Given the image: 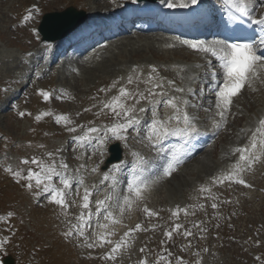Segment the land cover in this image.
<instances>
[{"label": "rangeland", "instance_id": "rangeland-1", "mask_svg": "<svg viewBox=\"0 0 264 264\" xmlns=\"http://www.w3.org/2000/svg\"><path fill=\"white\" fill-rule=\"evenodd\" d=\"M102 4V0H0V152L2 150L7 151L6 155H0V206H4L3 210H0V217H3V219H0V242H3L0 244V254H11L16 259L17 264H141L142 261L149 264L148 255L152 248L161 252L158 262L162 264H179L182 257L181 254L187 256L188 259L190 258L185 252L189 243L186 239L182 240L181 248L177 244L178 253L175 262L172 261V257L168 253L170 259L166 257L167 254L164 252L168 251V240L172 239L173 241L172 235L171 238L165 235L167 231L164 233V241L162 243H159L160 236H152L149 239H145L142 246H139L138 249L136 248L138 250L136 252L137 239L135 236L139 237L147 230V227L141 226V230L130 232L128 236L124 235L118 240L117 243H121L122 247L120 251L115 253V260L108 259V256L112 255L110 250L104 257H99L96 262L97 255L91 254L90 249L87 248L88 242L82 240L74 245L75 241H70L74 245L72 246L68 238L60 240L61 233L57 230L61 227H66L67 222L73 228V225L78 224L77 220H73L72 217L67 220L65 218L54 219L53 210L57 206L44 207L48 205L44 199H40L36 207L30 206L26 195H22L19 187H16L17 180L6 171L7 168L14 166L15 154L19 156L21 150L26 155V159L32 154L30 150L32 146H46L47 151H55L51 154L56 158L52 162L44 163L45 165L54 164L58 172L71 179L82 180L87 185L91 184L93 186L92 176L97 172V168L101 163V160L90 156L91 153L96 154L95 151L98 150V146L101 147V145H98V141V144L96 143L95 138L101 136L102 142H107L108 136L112 134L107 129L114 126L108 125L105 128L100 126L105 123V114L109 116L115 114L110 109L105 108L104 105L118 96L120 89L124 88L131 93V96L122 98L123 103L128 107L137 108L140 104L137 101L147 95V86L143 85L140 87L139 79L136 82L132 81L129 83V77L132 78L136 70L140 69V66L143 67L142 72L144 73V65L146 64L162 65L163 63L158 61L164 62V59L173 60L171 53L164 54L165 52L154 50V47L151 48L152 51L146 49L144 51L138 46H128L120 43H116V46L111 48L109 47L102 54L103 62H93L90 65L86 63L85 66L79 60L76 65H69L66 62L43 68L37 66V61L25 56L30 53L31 49L40 44V37L36 32V27L42 14L61 11L68 6H75L81 10L85 8L86 12L87 8L88 13H91L90 9L93 7L101 6L100 8L103 9ZM28 15L31 18L25 20ZM143 38L140 36L138 40L132 38L131 40L137 43ZM150 38V40L146 39V41L150 42L152 37ZM128 39L130 40V38ZM152 45L155 46V42ZM114 50L117 51L115 52ZM21 53L25 55L21 56ZM20 58L21 60L25 58V60L21 61ZM174 60L178 59L174 58ZM24 61L27 64H24ZM197 65L198 69H201L200 65ZM74 68H77L76 72H74ZM153 69L152 66V69L149 70L154 72ZM35 76L37 77L36 79ZM159 76L162 77V74H159ZM168 81L161 83L155 89H167L169 87ZM41 92L49 94L50 103L61 116H66L70 123L66 121L57 123L55 118L47 123L43 121L38 124L41 128L35 129L31 126V122L34 126H37V123L42 119V115L39 112H41V107L45 102L37 100V96ZM262 95L263 93L259 92V96L245 94L240 97L237 105L233 107L234 114L239 115L242 119L245 118L246 122L248 118L254 121L255 119L253 118L257 116L255 110L258 108L251 109ZM152 97H155L154 94H152ZM35 105L38 108L37 111L30 114L29 111ZM247 110L251 111L248 112ZM21 112L25 115L21 116ZM37 116H41L39 121L36 119ZM123 117V115H120L115 120L120 121ZM238 120L235 119L237 121L236 124H238ZM91 128H95L97 131L89 132ZM69 129H75V131H69ZM85 134L88 135L89 139L80 142V145H83L82 148L76 147L73 141L70 142L72 137L84 136ZM229 138H224L222 141L225 140L224 142H227ZM89 147H91L90 150ZM219 147L220 145L217 147L216 153L211 151L204 155L205 159L202 161L203 163L201 162L198 165V173L194 174L193 177L194 179L198 177V179L191 181L190 189H193L197 183L204 182L205 176H212L220 166L221 162L217 158L220 155ZM45 152L46 150L44 149L41 154L36 151L33 154L41 157L39 161L48 162L50 160L49 154L45 155ZM208 154L209 156H207ZM96 156L98 157V154ZM83 158L84 160H82ZM80 162H82V165H78ZM61 164H66L68 166L67 169L61 168ZM255 164H259V162ZM214 176L218 178L219 174ZM248 176L252 179L250 181L247 178L251 185V192L247 190L243 199L246 202V195L252 193L253 202L249 204L250 207L245 203L244 207L246 210L251 208V213L259 209V217L254 221L255 223H260L262 220L264 221V195H261L262 192H260L264 189V171L262 173L259 170L254 173L250 172ZM259 177L262 178L259 180ZM56 178L59 179L58 177ZM183 179H188V177ZM183 179L175 177V181L172 180V183L169 182L160 187L155 194L151 195L153 197V205L161 202L162 204L159 205H164L165 207H160V210L164 212L168 210V213H170L173 210L172 208L178 206L181 198L182 201L185 199V196H182L181 193L186 188L183 187L186 186V181ZM53 181H56V179L53 178ZM14 198L17 201L11 204L10 200ZM149 202L151 203L150 199ZM67 203L68 206L72 207L71 209L74 208L72 203L68 201ZM17 204L21 205L20 213L14 215L12 209L17 208ZM252 204H257V208ZM8 213H12V215L9 216ZM252 221L253 219L250 216L248 222L251 223ZM28 222H30L29 225L27 224ZM32 224L36 227V236L31 238L27 235L26 237L24 226L31 229ZM172 228L174 229L175 226ZM106 232H108V229ZM89 233L90 230L85 229L83 236L87 238ZM117 236H119V232L113 234L112 239ZM31 239L37 240V243L41 242V247L29 245ZM150 247L151 249L148 251ZM257 249H253V252H257ZM49 252H52L50 253L52 255H49ZM234 252L235 256L232 258H241V261H234L230 264H259L257 255L251 254L247 256L245 251V257H243V253L240 250L237 249ZM142 256L145 259H142ZM224 260L226 258L221 257L219 262ZM209 263L216 264L214 260L209 261Z\"/></svg>", "mask_w": 264, "mask_h": 264}, {"label": "snow or ice", "instance_id": "snow-or-ice-1", "mask_svg": "<svg viewBox=\"0 0 264 264\" xmlns=\"http://www.w3.org/2000/svg\"><path fill=\"white\" fill-rule=\"evenodd\" d=\"M195 3V0H192ZM231 7L236 10V12L240 13L243 16L250 15V9L246 0H229ZM169 7H174L176 5L169 4ZM180 7H185L186 5L181 4ZM31 16L28 15L25 17V20L30 19ZM252 23L264 25V16H261L259 19H252ZM188 45V47L201 51V52H210L216 59L219 61L220 68L223 71V81L219 87V90L216 92L217 102L216 107L220 109L218 113L221 117V122L225 121V114L229 110L233 98L238 96L241 90L247 85L251 87V82L254 79L259 78L258 67L264 68V56H258L251 44L247 43H228L227 41H219L214 42L211 46H206L204 42L194 43V42H183ZM264 44V40L261 41ZM155 71V69H153ZM129 83L132 82V78L129 77ZM103 91V90H102ZM182 91V89H181ZM40 95L43 96L45 100L49 99V94L46 92H41ZM131 96V93L127 92L124 88H121L119 91V95L114 97L110 102L104 105L105 108L110 109L113 113L117 116L123 115L126 118L125 123H117L111 128L107 129L108 132H111L116 139H123L124 137L121 135L122 132L127 131L128 128L132 127L134 124H138L139 121L131 116V113L135 111L134 108L128 107L123 103L122 98H127ZM138 102V101H137ZM166 103L175 108L176 105L173 103L172 100L166 101ZM140 111H144L143 108ZM21 116L25 114L23 112L20 113ZM42 115H50V113H43ZM155 109L153 110V116H155ZM36 119L39 121L41 116H37ZM57 123L60 121H68L66 116H58ZM178 119V118H177ZM183 120L185 125L187 126L189 123V118L185 113L183 116ZM221 126L220 123L216 124V127L219 128ZM69 131H75V129H69ZM97 129L91 128L89 132H96ZM181 132L187 133L188 128L185 127L184 129H170L167 127V122L160 121V120H153L152 128L150 130V134L148 136L149 140H152L153 136L156 137L157 140L163 139L168 135H178ZM79 141L83 142L88 140L89 137L87 134L78 138ZM102 142V141H101ZM235 152L239 153V158L237 162L233 166V170L227 174H222L221 177L217 178L215 182L217 183H224V181H235L238 184H244L245 186H250L246 184V181L240 177V173L246 170V168H251L252 165L256 162L260 161V154H264V119L259 120L258 127L251 132L250 137V144L244 147H238L235 149ZM52 154L49 153V156ZM22 164H35L40 168V171H33L31 168L27 170V175L22 176L21 171H13L11 168H7L6 171L12 174L14 179L18 181L23 179L27 181L25 187L29 190L33 189V181L36 188H42L44 193H48V199L50 203H54L61 207V209H67L68 203L66 201V191L72 188L71 178L67 177L61 172H58L54 166V164L45 165L43 162L33 158L31 161L23 160L21 161ZM179 163L178 158H173L164 169V175L169 176L171 175L172 171L175 170L174 165ZM61 168L67 169L66 164H61ZM95 171V169H93ZM58 177L59 183L63 186L62 188L57 187L56 184L53 182V178ZM105 180L109 179L106 175L104 177ZM114 179V178H113ZM80 183L82 184L83 181L81 180ZM148 182L141 179L140 176L134 175L132 180L128 183V192L130 193L129 196L124 197V205L127 206L128 209H131L134 200H142L143 199V192L148 188ZM201 191H209L207 188H201ZM91 192L85 188L84 194L82 197V204L81 207L83 209L89 208ZM110 199V197H108ZM97 213L100 212L101 208L105 206V201L98 200L97 202ZM212 207L215 208L217 205L215 203L212 204ZM124 211V208L121 207V212ZM144 211L149 215L153 216L156 213L150 211L149 209L145 208ZM66 214V213H65ZM9 216L12 213H8ZM173 215H178V212H173ZM91 212L88 213L87 216L84 213H81L79 217H77L79 224L73 225V229L75 230L76 234L79 236L84 235V227L88 226V222L91 220ZM3 219V217H0ZM106 220L111 219L113 223H118V221L112 218L111 213L105 216ZM102 229H106L108 227L107 224H102L99 226ZM180 225H176V228H179ZM141 230V226L139 224L136 225L135 229H130L129 232H125L124 235L128 236L132 231H139ZM111 233L102 232L98 234V242L99 246H103L105 243L113 244V241L107 239V236ZM186 235H191L190 232H186ZM66 237L73 235V231L70 230L64 233ZM165 235L171 238L172 233L166 232ZM3 242H0L2 244ZM88 247H93V244H88ZM122 247L121 243H116L114 247H112L111 252L112 255L108 256V259L115 260L116 256L115 253L120 251ZM143 251V249H141ZM163 259V258H162ZM141 264H146V262L142 261Z\"/></svg>", "mask_w": 264, "mask_h": 264}, {"label": "water", "instance_id": "water-1", "mask_svg": "<svg viewBox=\"0 0 264 264\" xmlns=\"http://www.w3.org/2000/svg\"><path fill=\"white\" fill-rule=\"evenodd\" d=\"M82 21L83 15L68 9L62 14L44 16L39 31L43 36V40L52 41L65 36Z\"/></svg>", "mask_w": 264, "mask_h": 264}, {"label": "bare ground", "instance_id": "bare-ground-1", "mask_svg": "<svg viewBox=\"0 0 264 264\" xmlns=\"http://www.w3.org/2000/svg\"><path fill=\"white\" fill-rule=\"evenodd\" d=\"M103 1V3H105V5H110L111 4V0H102ZM118 2H127V3H130L132 0H117ZM100 3V2H99ZM99 5V4H98ZM101 5V4H100ZM103 5V4H102ZM101 7V6H100ZM100 7H93V8H91L90 9V12L91 13H89V15L91 16H93V15H95V14H97V12H102L101 11V8ZM107 8V7H106ZM103 9H105V8H103ZM89 17V16H88ZM89 20H87L83 25H81L79 28H77L72 34H71V37H74V36H76L78 33H80L82 30H84L85 29V27L87 26V22H88ZM146 38H148V37H146ZM150 40V39H149ZM36 42V41H35ZM61 41H58V42H52V43H43L42 45H41V49L39 50V52H40V54L43 56V52H44V50H48V51H52V50H54L55 49V47L60 43ZM135 42V41H134ZM136 44V43H135ZM39 45V44H38ZM37 45V46H38ZM138 47H140V48H142V49H147V50H150V51H152L151 50V48L152 47H150L151 45L146 41V39L144 40V41H140V42H138ZM35 46V45H34ZM136 46V45H135ZM131 49V48H130ZM196 51H198V50H196ZM199 53L201 52V51H198ZM177 53H178V51H176V52H174V50L172 51V53L171 54H175V55H177ZM201 55H205V56H207V54H206V52H201L200 53ZM178 55H180V54H178ZM12 60H14V59H12ZM147 67H149L148 69H152V66H147ZM254 93H256V95L257 96H259V92H258V90H255L254 91ZM160 94H162V92H156V93H154V96L156 97L157 95H159L160 96ZM211 97H206V100H205V105H211V103H209L210 102V99ZM144 110L146 111V113L149 111V108L148 107H146V108H144ZM157 114L159 115V117L160 118H162L163 116H165V112H163V111H158L157 110ZM158 117V118H159ZM236 120H238V119H236ZM179 135V134H178ZM178 135H175V136H178ZM196 157V156H195ZM194 157V158H195ZM124 163V161H122V163L121 164H123ZM141 168H137L136 169V172L138 173V174H141L143 171H144V167L143 166H140Z\"/></svg>", "mask_w": 264, "mask_h": 264}]
</instances>
